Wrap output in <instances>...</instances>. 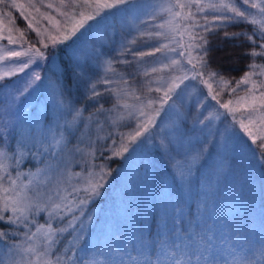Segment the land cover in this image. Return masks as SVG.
Masks as SVG:
<instances>
[{
	"label": "snow or ice",
	"instance_id": "1",
	"mask_svg": "<svg viewBox=\"0 0 264 264\" xmlns=\"http://www.w3.org/2000/svg\"><path fill=\"white\" fill-rule=\"evenodd\" d=\"M193 2L200 8V12L204 13L200 0H193ZM90 3L91 0H60V5L66 10ZM118 3L132 5L135 8L137 0H118ZM245 5L248 7H244ZM29 6L37 13L41 8L53 9V4H45L44 0H36L35 3L30 0ZM96 6L101 11L95 15L79 12V18L75 19L74 13L71 28L60 30L62 34L49 36L50 43L40 41L44 50L35 48L33 45L35 51L32 48L25 52L9 50L5 55H0V61H8L13 57H26L25 61L16 62L17 71L25 73L26 76L28 73L25 70L31 68V75L23 83L8 81L7 77L16 74L12 71L0 77V90L12 88L17 94L12 97L6 108H0V158L3 161H15L17 166L26 165L29 160L24 153L34 160H42L45 156L56 158L58 153L53 154L50 141L59 143L57 137H63L65 134L69 138L73 136L74 133L71 131L73 123L82 118L80 108L71 99L69 86L73 82L79 81L85 84L84 96L87 100L99 104L100 99L104 98L103 94L97 91L96 84L99 82L102 64H111V58L101 60L104 55L102 46L94 47L91 53H85L83 59L76 55L75 49L77 41L81 40L85 34L99 29L105 18L111 15L108 10L114 9V5L108 3H97ZM11 7L20 8L15 0L11 3L9 0H0V8L10 9ZM151 7L153 11L146 14L151 16L153 21L157 18L163 20V16L155 15V6ZM208 7L222 10V15L207 21L208 13H204L206 21L204 24L191 22L195 28L203 29L205 33L210 31L211 26L227 27L248 21L249 16L253 15L250 9L258 10L256 15L264 17V0H235V2L219 0V3H210ZM3 14L6 13L0 12V15ZM61 15L67 16L68 13L64 11ZM43 19L52 21L53 18L45 12ZM126 23L129 36L135 32L136 27L143 24L153 27V31L147 33L149 37L169 39L163 32L154 30L155 27L163 28V23L152 25L150 21L143 20L138 15H131ZM251 23L258 22L253 17ZM31 27L32 25L29 24L28 28ZM240 35L243 33H234L231 38ZM247 39L253 41L254 47L259 49L258 52H250L251 57L264 55V43L255 44L257 39L264 41V23L261 24L258 34L254 31ZM8 42L13 43L11 37ZM101 42L103 43L102 38ZM131 43H135V40ZM156 43H159V40H156ZM176 43L180 42L176 41ZM205 43L206 37L200 35L198 31L192 33L191 41L186 46L191 49V52L177 51L169 44L162 43L153 51L128 48L121 43L116 51L123 49L125 53L131 52L133 59L140 63L145 62L143 60L145 57H154L155 53H161L167 60L169 51L180 58L186 56L190 58L186 63L183 59H172L169 64L163 65L168 69L167 78L164 81L167 87L152 88L151 75L161 71L156 66H152L150 71H144V82L137 80L135 86L130 85L134 92L139 93L134 96L132 105H121L118 99L109 96L107 100L111 101L110 107L105 108L101 105L95 109L97 116L105 117V123L111 117L113 126L117 128L135 127L134 134L130 135L128 143L122 144V151L114 152V156L129 161L134 154L142 153L146 146H152L166 158L170 171L173 172V182L182 187L184 195L191 192L199 165L207 158V153L213 145L221 150L227 148L229 144L235 146L237 141L247 145L252 133L244 120L259 114L260 120L264 121V91L259 93V102H257L258 98L253 96L251 103L244 106L245 111L240 113L239 121L235 118L236 112L229 108L228 103L217 101L218 107L212 103L217 100L219 93L209 98V93L204 88L208 80L204 77L209 76L213 80L223 77L218 70H210L208 62L204 59V54L208 52ZM68 48H72L73 52L69 60L65 62L60 59V53ZM192 53H195V56ZM181 70L182 75L174 74ZM42 86L47 91L43 118L45 122L37 120L25 127L26 120L21 119L16 111L19 106L18 101L23 96L32 95ZM189 88L195 90L198 101L203 97L206 100V107L216 109L215 115L212 112L205 115L191 102L185 107V92ZM260 88L264 89V82H261ZM153 92L156 95H153ZM9 95L12 94L9 93ZM136 103L154 110L156 116H148L146 121L141 120L148 113L138 110L135 107ZM156 105L159 106L156 107ZM220 109L227 111L221 114ZM172 110H174V117L169 118ZM24 111L30 112V106H26ZM49 112L51 115H48ZM5 116L7 121L3 119ZM69 116L72 120L68 119ZM166 118H168L167 123L164 122ZM214 119L220 121L223 129L219 126L211 127ZM197 123L204 126L200 129L202 134L207 129L206 135L210 139L198 138V146L194 147L192 133L196 131ZM26 140L28 143H25ZM68 143H71V139ZM42 145H47L43 151ZM252 145H257L255 139H252ZM257 147L261 149L259 160L264 164V143L258 144ZM75 151L80 150L77 148ZM177 161H183V167H180ZM83 162L86 168L95 166L88 160ZM69 167L71 165L67 162H58L54 174L45 184L32 187L29 184L18 183L23 173L15 171L9 164L0 161V171L3 172V175H0V244L6 245L10 253L20 254V260L14 264H96L94 259L96 256L105 257L103 264H228L224 255L225 251L234 257L240 256L241 264H264V221L259 227L258 237L254 234V229L242 228L237 222L240 213L250 207L249 201L235 194L228 199L224 211L217 215L223 230L221 239L215 238L212 223L202 226V216L210 207L208 201L211 196V177L215 176L218 179L222 174L223 160L217 162L208 177H202L200 187L203 194L197 202L195 212L185 210L181 193L166 182H162L161 187L152 189L150 162L145 160L139 163L137 171L139 183L126 186L122 193L118 216L123 221V225L117 222L114 226H110L105 232L106 235L90 247H86V242L93 217L88 215L85 209L102 195V190L108 182L106 178H110L112 173L101 169L99 179L91 184L89 189L83 190L85 195H80V190L73 188L72 199L69 200L61 194V185L68 183ZM177 168L180 170L177 171ZM99 180H105V183L101 184ZM5 184L7 187H4ZM141 187L151 192L153 211L150 214L147 210L142 213L139 208L133 210L130 195ZM45 214L47 222L37 225L35 223L37 217ZM153 222L156 224L155 230L152 226ZM68 235L71 238L68 239L63 252L56 254L59 244ZM21 241L28 246L24 247ZM256 256L259 260L251 259ZM0 264L3 262L0 261Z\"/></svg>",
	"mask_w": 264,
	"mask_h": 264
},
{
	"label": "rangeland",
	"instance_id": "2",
	"mask_svg": "<svg viewBox=\"0 0 264 264\" xmlns=\"http://www.w3.org/2000/svg\"><path fill=\"white\" fill-rule=\"evenodd\" d=\"M11 2L12 0H9V3ZM31 2L35 3L36 0H31ZM231 2H235V0H231ZM15 3L19 5L20 8H0V12L6 13L0 15V55H5L9 50L25 52L29 48H32L33 51H35V48L43 49V45L40 41L50 43L48 40L49 36L62 34L60 30L71 28L72 23L74 22L72 19L74 13L75 19H78L79 12L95 15L97 12L101 11V9L97 8V3L114 5V9L108 10L111 12V15H108L105 18L99 29L84 35V37L77 41L75 45L76 55L81 59H83L85 53H91L94 47L100 48L101 46L103 47L104 53L101 60L103 61L105 58H111V64H102L99 71V82L96 84L97 91L102 93L104 97L100 101L106 104H111V101L107 100V98L111 96L113 99H118L121 105H132L134 103V96L139 95V93L134 92L133 88H130V85L135 86L137 80L144 82V71H150L152 66L161 69L158 73L151 75L152 88L155 89L161 86L167 87V84L164 81L167 78L168 69L164 68L163 65L169 64L172 59H183L186 63L187 59L190 58L188 56L180 58L169 51L167 60L163 58L161 53H155L154 57H145L143 58L145 62L140 63L133 59L131 52L125 53L123 52V49L119 52L116 51L121 43L128 48H136L144 51H153L154 48L159 47V44L162 43L169 44L177 51L191 52V49L186 46L190 43L194 31H198L200 35L206 37L207 33L216 31L218 28H224L222 26H211L210 31L205 33L203 29L195 28L191 23L194 21L197 24H204L206 22L204 19V13H208L207 21H212L215 16L222 15V10L210 9L208 7L210 3H219V0H200V4L204 8V13L200 12V8L195 5L193 0H137L135 8H133L132 5L119 4L118 0H91L89 5H81L76 9L69 8L67 10L60 5V0H44L45 4L52 3L53 9L41 8L39 13L29 6L30 0H15ZM151 6H155V15L157 17L163 16V20L157 18L153 21L151 16L146 14L153 11V7ZM244 7L248 6L245 5ZM64 11H67V16L61 15V12ZM250 11L253 15H250L248 21L243 23H249L251 28H254L258 34L261 24L264 23V17L256 15L258 12L256 9H250ZM45 12L53 18L52 21L43 19ZM16 15L26 24V30L23 31L17 25V20L15 19ZM131 15H138L141 19L150 21L152 25H160L163 23V28L155 27L154 30L163 32L169 37V39L149 37L147 33L153 31V27L145 26L143 24L136 27L135 32L129 36L126 21ZM253 17L258 23H251ZM29 24L32 25L31 28H28ZM142 33H144V35H141ZM9 37H11L13 43L8 42ZM101 38L103 43L101 42ZM132 40H135V43H131ZM156 40H159V43H156ZM176 41H179L180 43L177 44ZM259 43H264V41L259 40ZM33 45H35V48H33ZM69 52L71 55L73 49L71 48ZM192 55L195 56V53H192ZM26 59V57L21 56L19 58L13 57L8 61H0V77L5 76V73L9 71H12L16 74L7 77L8 81L10 83L15 81L23 83V81L28 79L31 75V68L25 70V72L28 73V76H26L25 73L17 71L16 62L18 60L25 61ZM128 61H131V63H128ZM187 66L191 67V65ZM197 67H199L198 63ZM263 73L264 70H255L254 72L255 76ZM174 74L182 75L183 73L181 70ZM251 76L253 84L260 87L258 79L254 78L252 74ZM262 78H264V74ZM204 79L208 80V84L204 85V88L205 91L209 93V98L211 95L219 93V95H217V100L212 101L213 104H216L218 107L217 101L220 103L229 102L225 97L227 88L222 84L219 78L213 80L209 76H205ZM74 83L78 99L81 101H87L84 96L85 84L79 81ZM9 93L12 95H9ZM41 93H44V95H41ZM160 94L162 95V93ZM16 95L17 94L12 88L0 90V108H6L12 97ZM153 95H156V93L153 92ZM46 102L47 91L43 86L32 95L23 96L19 99V106L16 111L21 119L26 120L25 127L31 125L37 120L45 122L43 118L45 116ZM189 102L195 105L196 109L203 111L205 115L209 112H212L213 115H215L216 109L206 107V100L203 97L199 98L198 101L195 95V90L192 88L187 89L185 92V107H187ZM73 103L77 106L75 100ZM238 103L239 100L234 101L233 108L236 109ZM228 104L229 108H231L232 103ZM91 105L98 104H93L92 102ZM26 106H30L31 109L28 113H25L24 111ZM158 106L159 105H156V107ZM135 107L138 110H143L148 113L147 116L141 118L143 121H146L148 116H156L154 110L144 108L143 105L139 103H136ZM219 111L223 114L227 110L220 109ZM193 114H195V112ZM48 115H51V112H49ZM137 115H139V111H137ZM171 117H174V110L170 112L169 118ZM3 119L7 121L6 116ZM68 119L72 120V117L69 116ZM167 119L168 118L165 119V123H167ZM215 126H219L223 129V125L220 124V121L217 119L213 120L211 127ZM203 127V125L197 123L196 131L192 133L194 147L198 146V138L210 139V137H207L206 135L207 129H205L203 134L200 132V129ZM248 130L252 133L253 139H256L258 136H264V128L260 129L252 127ZM71 131L74 135L70 138L65 134L63 137H57L59 143L50 141L53 154L58 153L55 159L51 156H45L42 160L31 159L35 165V169L33 170L23 168V166H17L15 161H3L2 158H0V161L9 164L11 168L15 169V171L23 173L19 178L18 183L29 184V186L32 187L37 184H45L54 174L58 162H67L71 165L67 173L68 183L67 185H61V194L71 200V193L73 188H75L76 190H80V195H85L86 193L83 190L89 189L90 185L99 179L102 168L91 170L90 167H85L84 160H88L92 165L94 164L93 160L96 157L95 152L97 150H95L90 144L80 145L81 142L87 140V137L79 138L81 135L74 131L73 126ZM134 131L135 127L131 129V133L127 135V137L122 139L120 142L121 145L128 143V139L130 135L134 134ZM69 139H71V143H68ZM25 143H28V141L26 140ZM121 145L118 148V151H122ZM248 145H251L249 141L247 142V145L237 141L235 146L229 144V146L223 150L213 145L211 150L207 153V158L199 165V171L193 179L191 192L187 195H184L182 187L173 182V172L170 171L169 163L166 158L155 151L152 146H146L142 153L134 154L129 161L126 160L121 170H118L117 168L111 170L112 175L116 172L117 175H111L110 178H106L108 182L106 183L105 188L110 186L115 187V195L101 207L100 204L93 209H89L88 206L86 207L85 211L87 214L93 217L88 232L86 247H90L97 240L102 239V237L106 235L105 232L108 231L110 226H114L117 222L123 225V221L118 216L121 209L122 193L126 186L139 183L137 175L139 163H142L145 160L150 162V187L152 189L159 188L162 186V182H166L174 190L181 193V199L184 203L185 210L190 212H195L197 202L203 194L200 187L202 177H208L209 173L212 172L217 165V162L223 160L222 174L218 179L215 176L211 177V196L208 201L210 207L202 216V226L212 223V231L215 233V238L217 240L221 239L223 230L219 225L217 215L224 211L228 199L235 194L241 199L250 202V207L240 213L237 222L242 228H247L249 230L254 229V234L258 237L259 227L262 221H264V181L258 174L259 171H257V165L255 164V161H253L252 145L251 147H248ZM46 147L47 145H42L41 150L43 151ZM77 148L80 150L79 152L75 151ZM24 154L27 158L30 157L27 153ZM177 163L180 167H183V161H177ZM179 170L180 169L177 168V171ZM0 175H3L2 171H0ZM13 177L15 178L14 173ZM99 182L104 184L105 180H99ZM159 183H161V186H159ZM4 187H7V184H5ZM130 198L133 210L139 208L142 213L147 210L149 214L153 211L151 192L147 188L141 187L137 189L134 194L130 195ZM104 206H106L105 209H103ZM46 222V214L44 216H38L35 221L37 225ZM57 227H60V225H57ZM65 237L67 244V241L71 236L68 235ZM21 243L24 244V247L28 246L27 243H24L23 241H21ZM224 255L228 260V264H241L240 256L234 257L229 255L227 251H225ZM242 255L243 254H241V256ZM33 259H35V257H33ZM94 259L96 264H103L105 257L96 256ZM251 259L259 260V257H251ZM19 260V253H10L6 245L0 244V261H2L3 264H14V262Z\"/></svg>",
	"mask_w": 264,
	"mask_h": 264
},
{
	"label": "trees",
	"instance_id": "3",
	"mask_svg": "<svg viewBox=\"0 0 264 264\" xmlns=\"http://www.w3.org/2000/svg\"><path fill=\"white\" fill-rule=\"evenodd\" d=\"M17 20V25L24 31L26 30V24L21 18L17 15L15 16ZM255 31L254 28H251L249 23H237L231 24L224 28H218L216 31L207 33L206 47L208 52L204 54V59L208 62L210 70H218L221 74L222 79L220 81L225 85L226 100L228 103L233 104L234 101H238V107L233 108L232 110L236 112V120L241 119L240 113L245 111V105L251 103V98L255 95L259 102V93L264 91V89L257 87L252 82V76L258 79L259 83L264 82L262 78L263 74L255 76V70H264V56L251 57L250 52L259 51L258 48L254 47L253 41L247 39L248 36L252 35ZM243 33L236 38H231L234 33ZM226 33L228 34L226 36ZM86 35V34H85ZM255 44H260L259 39L255 40ZM44 50V49H41ZM71 48L65 49L60 53V59L67 62L70 57ZM247 81V83H245ZM69 91L71 94L72 101H76L77 107L81 110V119L74 121L73 127L74 131L81 136L79 138L87 137L85 142L82 144H90L95 150L96 157L93 160L94 167H90L91 170L96 168L104 169V172L111 171L114 168L121 170L124 166L126 160H122L121 157H115L114 152L118 151V148L121 145L123 138L127 137L131 133L130 128H117L113 126L111 117L108 118V122L105 123V117L97 116L95 114V109L103 105L105 108L111 106L110 103L99 102L98 105H91L92 101H81L78 99V94L76 93L75 83L73 82L69 86ZM102 100V99H100ZM94 104V103H93ZM244 122L247 125V128H264V121L260 120L259 114H255L250 119H245ZM115 135H112V134ZM252 139H248L249 143L252 145ZM257 145L264 143V136H258L256 139ZM115 144V148H113ZM257 145H252L253 150V161L257 165L258 174L261 176V179L264 181V164L259 160V153L261 149ZM112 149V151H108ZM103 153V155H101ZM32 157H28L29 163L23 165V168L26 169H35V165L32 162ZM104 165V166H101ZM117 175V172L113 174ZM112 175V176H113ZM161 186V183H159ZM104 188L102 190V195L98 196L94 202L88 205L89 209H93L95 206L100 204V207L103 206L105 202L111 199L115 195V187ZM105 193V194H104ZM106 206L103 207L105 209ZM153 229H156V224L153 222ZM66 245V237L59 244L56 249V254L63 252V249Z\"/></svg>",
	"mask_w": 264,
	"mask_h": 264
}]
</instances>
